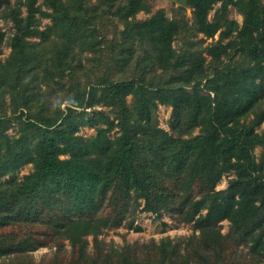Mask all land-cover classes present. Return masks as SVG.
I'll use <instances>...</instances> for the list:
<instances>
[{
	"label": "trees",
	"instance_id": "1",
	"mask_svg": "<svg viewBox=\"0 0 264 264\" xmlns=\"http://www.w3.org/2000/svg\"><path fill=\"white\" fill-rule=\"evenodd\" d=\"M37 1L17 0L8 11L15 30L11 52L0 61V178L7 174L0 180V259L44 245L31 230L16 231L37 223L50 237L69 238L70 256L59 264H223L220 251L230 236L254 264L264 262V152L257 160L253 150L264 144V130L255 129L264 119V109L257 110L264 94V2L188 0L197 32L211 37L219 30L207 47L206 71L201 49L186 39L188 26L162 10L136 18L145 0H46L51 10L42 13L51 24L41 38L51 30L61 41L44 56L47 50L27 38L36 31ZM217 1L219 10L208 18ZM229 2L243 6L240 27L226 17ZM107 16L123 27L103 41L106 32L95 31L106 30ZM179 34L185 42L178 49L172 41ZM3 36L0 30V42ZM78 46L93 51L92 69L75 58ZM235 52L242 60L223 61ZM54 85L66 94L47 96ZM5 102L20 121L18 135L5 132ZM158 102L171 105L170 131L157 125ZM86 124L93 134L78 133ZM28 162L32 169L19 178L16 170ZM140 199L143 210L191 222L196 247L181 253L164 238L114 257L100 247L89 253L86 235L96 240L104 226L119 225ZM223 219L230 222L227 236L219 230Z\"/></svg>",
	"mask_w": 264,
	"mask_h": 264
},
{
	"label": "rangeland",
	"instance_id": "2",
	"mask_svg": "<svg viewBox=\"0 0 264 264\" xmlns=\"http://www.w3.org/2000/svg\"><path fill=\"white\" fill-rule=\"evenodd\" d=\"M99 0H91V3L95 4ZM126 0H121L125 2ZM264 2V0H262ZM39 11L36 12L35 17V33L29 35L27 38L33 41L35 46L42 47V49L47 50L44 56L50 55L56 47L60 45L61 37L50 30L49 37L45 40L42 39V31H45L51 24V19L49 15H45L42 11H50L51 8L47 6L46 0H38L36 3ZM145 9H140L136 13L137 19H144L151 16L158 10H162L168 17L175 18L179 23H183L186 28V39H191L194 41L195 46L201 49L205 56V69L209 71L207 67V61H209L210 56L207 53V47L214 43L219 38V30L211 37H205L202 33L197 32L192 23V8L188 5V0H145ZM104 6V5H103ZM18 7L17 0H0V30L4 32L3 39L0 42V61H4L6 57L11 52V36L14 33L15 27L13 25V20L8 14L11 8ZM220 1L214 3L213 8L208 13V18H212L216 10H219ZM242 4H234L229 2L227 5V10L225 11L226 17L233 19L238 23L240 27L243 22L244 14L242 12ZM22 15H25V6H20ZM103 22L107 23L106 30L97 29L95 33L97 35H102L106 32L107 37H102L103 41H106L108 37L113 34V29H121L123 27V22L118 18H113L110 16L103 17ZM116 25V26H115ZM99 26V22L96 24ZM235 34V31H233ZM100 37V38H101ZM201 39V41H200ZM227 38L222 40L225 42ZM185 40L182 34L175 36L172 41V45L178 49L184 45ZM44 47V48H43ZM75 58H79L82 62L83 67H90L92 69V54L93 51L87 49H81L79 46L74 50ZM225 63L240 61L241 55L236 52L231 56H221ZM85 70V69H83ZM82 72V71H81ZM264 80V71H263ZM42 89L45 90V84L40 83ZM55 91L50 88L47 91V96L55 95L59 98L64 96L66 93L63 88H57L55 85L53 87ZM58 98V99H59ZM61 106L65 105V100H62ZM6 117L8 118L5 122V132L9 135H18L20 132V121L17 117L10 113V106L8 102H5ZM97 107H104L101 104H97ZM105 108V107H104ZM4 108L0 106V114ZM86 109H89L88 107ZM264 109V94L257 106V110ZM171 105L163 102H158L155 109V117L157 125L163 129L170 131V119H171ZM249 119L253 117V113L248 115ZM257 131L261 132L264 130V119L255 128ZM200 130V126H196L192 130V134L197 133ZM117 129L113 128L110 131V135L117 134ZM95 132V127L91 125H81L79 127L78 133L84 136L91 135ZM254 154L256 159L259 160L264 152V144H257L254 147ZM64 156V154H62ZM33 165L31 162L25 163L20 168L16 170V175L21 178L24 174L28 173L32 169ZM233 176V172L230 171L222 175L221 179L217 181L215 187L224 188L227 185L228 179ZM7 177V174L2 176L0 180ZM140 203L135 205L123 219L119 225H109L104 226L102 231L98 234L97 239L92 234H88L85 237L86 248L89 253L95 252L97 247H100L104 252L112 253V256H116L121 250L127 248V246H150L153 243H157L161 239L168 238L171 242L176 243L181 246V253L188 252L192 247H196V240L193 237L198 234L197 230L193 229L191 222H184L179 220L176 216L170 215L166 212L161 215H156L154 212L146 211L142 209L143 200H139ZM17 227V226H15ZM136 227H139L138 229ZM7 230V229H6ZM33 231L35 236L45 244L41 245L33 250H29L24 254L18 256H12L10 258H1L0 264H59L60 258H68L70 256V244L69 238L66 236H52L45 234L46 228L41 224L31 225L25 224L20 225L17 232ZM220 232L222 235L227 236L230 230V222L227 219L220 221ZM194 234V235H193ZM235 241L230 237L226 239L223 246L224 249L220 251L222 256L223 264H254V259L248 255L247 247L241 244H235ZM60 244V246H57ZM139 248V247H138ZM57 257V258H56ZM213 257V256H212ZM192 262V261H191ZM264 262H260V264Z\"/></svg>",
	"mask_w": 264,
	"mask_h": 264
}]
</instances>
